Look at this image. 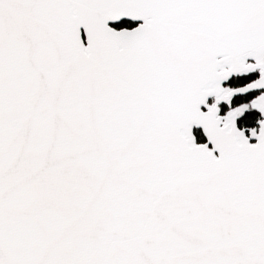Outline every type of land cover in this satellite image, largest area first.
<instances>
[{
    "label": "snow or ice",
    "instance_id": "1",
    "mask_svg": "<svg viewBox=\"0 0 264 264\" xmlns=\"http://www.w3.org/2000/svg\"><path fill=\"white\" fill-rule=\"evenodd\" d=\"M250 89L264 0H0V264H264Z\"/></svg>",
    "mask_w": 264,
    "mask_h": 264
},
{
    "label": "trees",
    "instance_id": "2",
    "mask_svg": "<svg viewBox=\"0 0 264 264\" xmlns=\"http://www.w3.org/2000/svg\"><path fill=\"white\" fill-rule=\"evenodd\" d=\"M121 25H122V23H121ZM118 27H120V25H118ZM243 79H246V80L238 81L239 80L238 78H233L228 82V86L233 87V88L241 87L250 81L247 78H243ZM255 95L256 94L252 93V94L235 96L232 100V107H236L242 103H250V101L255 97ZM227 108L228 107H225V106L222 107L221 108L222 113H225L227 111ZM261 118H262V115L259 111H257L254 108H249L245 111V113L242 116H240L238 118V121H237L238 126H239V128H246V129L254 128L258 125V121ZM194 132H195L198 143L205 142V138H204L202 131L200 129H195Z\"/></svg>",
    "mask_w": 264,
    "mask_h": 264
},
{
    "label": "flooded vegetation",
    "instance_id": "3",
    "mask_svg": "<svg viewBox=\"0 0 264 264\" xmlns=\"http://www.w3.org/2000/svg\"><path fill=\"white\" fill-rule=\"evenodd\" d=\"M121 23H122V25H121ZM137 24H139V22H133V21H130V20H122V21H120V22H118V23H115V24H113L112 26H114V27H116V28H120V27H128V28H132V27H135ZM118 25H120V27H118ZM259 77V71L258 70H255V71H252V72H249V73H245V74H242V75H238V76H234V77H232L231 79H233V78H238L239 80L238 81H241V80H246V79H243V78H247V79H249L250 81L249 82H247L246 84H244L243 86H245V85H247L248 83H250V82H252V81H254V80H256L257 78ZM231 79H229L226 83H225V86H228V82L231 80ZM242 87V86H241ZM261 92H263V91H253V92H249V93H246V94H252V93H254V94H256L255 96H257V95H259ZM246 94H244V95H246ZM214 98V97H213ZM213 98L211 99V103L213 102L212 100H213ZM234 98V97H233ZM233 98H231V107H232V100H233ZM228 107L227 108V111L229 110V105H228V103L227 102H220V104H219V106L222 108V107ZM220 108V109H221ZM226 111V112H227ZM225 112V113H226ZM221 113H222V110H221ZM225 113H223V114H225ZM237 121H238V118H237ZM257 127V126H256Z\"/></svg>",
    "mask_w": 264,
    "mask_h": 264
},
{
    "label": "water",
    "instance_id": "4",
    "mask_svg": "<svg viewBox=\"0 0 264 264\" xmlns=\"http://www.w3.org/2000/svg\"><path fill=\"white\" fill-rule=\"evenodd\" d=\"M122 20H130V21H133V22H139V23H141L142 21L141 20H131L130 18H122L121 19V21ZM120 22V21H119ZM110 24H115V23H118V22H115V23H113V22H109ZM255 71V70H254ZM250 72H252V71H250ZM247 73H249V72H247ZM242 74H245V73H232L230 76H229V78H228V80L229 79H231L232 77H234V76H238V75H242ZM228 80H226V81H224V85H225V83L228 81ZM246 86V85H245ZM242 87H244V86H242ZM253 91H263L264 92V89H250L248 92H245V93H236L233 97H235V96H238V95H244V94H246V93H249V92H253ZM232 97V98H233ZM256 97V96H255ZM254 97V98H255ZM213 97L212 96H210V97H208L207 98V100H208V103L210 104L211 102V99H212ZM202 107V109L203 110H207L206 108H205V106H201ZM219 108H220V106H219ZM255 109V108H254ZM257 111H259L258 109H256ZM220 115H224L223 113H221V109H220V113H219ZM263 116V118L262 119H264V115H262ZM237 127L239 128V126H238V122H237ZM259 127V125L257 126V127H255V128H258ZM195 129H200L201 131H202V134H203V136H204V138H205V142H207V137H206V135H204V132H203V128H202V126H193V130H195ZM240 129H243L244 131H245V134L246 135H249L250 136V133H249V129H246V128H240ZM251 140H252V142H255V138H251ZM196 142H197V138H196ZM205 142H203V143H205ZM198 143V142H197ZM199 144V143H198ZM209 146H211V145H209Z\"/></svg>",
    "mask_w": 264,
    "mask_h": 264
},
{
    "label": "rangeland",
    "instance_id": "5",
    "mask_svg": "<svg viewBox=\"0 0 264 264\" xmlns=\"http://www.w3.org/2000/svg\"><path fill=\"white\" fill-rule=\"evenodd\" d=\"M214 99H215V98H213V100H212L213 102H214ZM221 102H223V101H221ZM238 118H239V117H238Z\"/></svg>",
    "mask_w": 264,
    "mask_h": 264
}]
</instances>
